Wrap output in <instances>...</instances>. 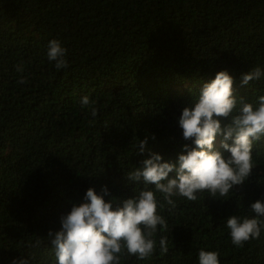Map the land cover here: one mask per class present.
<instances>
[{"label":"trees","instance_id":"1","mask_svg":"<svg viewBox=\"0 0 264 264\" xmlns=\"http://www.w3.org/2000/svg\"><path fill=\"white\" fill-rule=\"evenodd\" d=\"M52 39L68 49L59 71L46 55ZM256 67L264 70V0H0V264H55L47 234L74 202L104 186L116 201L133 197L144 186L128 172L152 152L176 161L191 143L179 117L219 71L258 106L264 78L242 84ZM222 139L214 147L228 158ZM252 155L251 176L227 199L176 196L169 211L157 192L168 229L158 227L151 258L125 254L121 264H199L201 249L217 251L220 264H264V229L238 248L227 228L230 216L254 217L251 204L264 202V137Z\"/></svg>","mask_w":264,"mask_h":264},{"label":"clouds","instance_id":"2","mask_svg":"<svg viewBox=\"0 0 264 264\" xmlns=\"http://www.w3.org/2000/svg\"><path fill=\"white\" fill-rule=\"evenodd\" d=\"M46 55L58 71L68 67V49L61 41L50 40ZM22 70V66L17 67V71ZM261 78L264 70L256 67L243 74L242 84ZM24 82L23 78L18 81ZM234 92V78L227 70L219 71L203 85L193 105L185 107L179 117L183 138L191 141L184 145L185 151L176 161H165L160 153L152 152L141 167L126 174L129 181L144 186L137 195L116 201L104 186L100 193L89 188L82 202H74L70 212L61 216L59 230L47 234L55 264H121L125 254L149 259L157 251L154 237L158 227L162 231L168 229L159 212L164 204L158 202L157 192L171 211L176 207L173 197L196 201L197 193L207 191L214 198L218 194L227 199L234 186L242 185L253 171L254 142L264 137V95L258 97V106L254 107ZM92 103L88 96L80 100L82 107H91ZM91 115H97L95 107H91ZM220 117H231V122L222 127ZM218 134L223 136L221 147L230 152L228 158L215 150ZM146 144L147 138L138 142L139 153L145 151ZM170 173L175 175L170 178ZM150 185H154V190ZM105 196L111 199L106 200ZM250 209L256 214L254 217L233 215L227 219L231 242L238 248L258 240L264 229V220L260 219L264 217V202L258 200ZM40 244L37 240L35 246ZM159 249L161 256L168 252L167 237L160 238ZM198 259L199 264H220L217 251L201 249ZM19 264L28 261L21 259Z\"/></svg>","mask_w":264,"mask_h":264}]
</instances>
